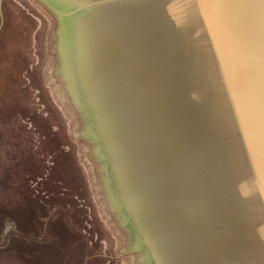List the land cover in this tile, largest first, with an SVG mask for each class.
I'll return each mask as SVG.
<instances>
[{"label":"water","instance_id":"95a60500","mask_svg":"<svg viewBox=\"0 0 264 264\" xmlns=\"http://www.w3.org/2000/svg\"><path fill=\"white\" fill-rule=\"evenodd\" d=\"M37 1L126 253L264 264V0Z\"/></svg>","mask_w":264,"mask_h":264},{"label":"rangeland","instance_id":"374dc122","mask_svg":"<svg viewBox=\"0 0 264 264\" xmlns=\"http://www.w3.org/2000/svg\"><path fill=\"white\" fill-rule=\"evenodd\" d=\"M56 24L37 0H0V210L7 213L0 222V264H22L21 254L40 248L21 244L35 238V216L44 221L45 240H59L66 264H75L78 255L71 244L80 235L75 226H69L76 222L84 226L85 215L92 231L83 237L90 242L88 254L104 259L95 258L89 264H138L134 255L126 253L128 245L60 90L54 48ZM64 128L75 146L89 196V200L82 197L85 214L74 212L68 226L66 211L49 220L50 214L40 211L43 199L26 200L32 189L49 199L65 189L53 202L69 206L72 183L63 173L67 152ZM26 172L40 176L38 181L32 184L30 178L27 184L28 179L25 182L23 178ZM17 213L22 214L20 222L25 226L12 221ZM47 256L53 264H65L56 253L48 252Z\"/></svg>","mask_w":264,"mask_h":264},{"label":"trees","instance_id":"16d2710c","mask_svg":"<svg viewBox=\"0 0 264 264\" xmlns=\"http://www.w3.org/2000/svg\"><path fill=\"white\" fill-rule=\"evenodd\" d=\"M65 130V128H64ZM66 138H67V152L65 154V164H61L63 166V173L68 175V180L71 181L72 185L70 188V193H68V199H69V206L65 205V204H56L54 203V199L58 198V197H62L64 195V193L67 191L65 189L62 190V193L56 195H51L52 199L48 196H40L39 192L37 190L33 191H29V195L28 197H26V200H32L34 202H37L36 200H38L39 198L43 199L44 203L41 204L40 207V211L41 212H45V213H49L50 216L48 217V219H52L54 215H56L57 213H61L63 214L65 211V217L67 220V226L69 224V222L72 221L71 216L73 214H75L74 212H83L82 211V202L84 198H88L89 200V196L87 194V188H86V183H85V179L84 176L77 164L76 161V150H75V146L72 143L71 139L69 138L66 130ZM49 136V135H48ZM61 167V166H60ZM59 164L56 167L57 169H60ZM34 172V171H33ZM26 175L23 176L25 182L27 180V184L28 182L31 181L30 178H32V184L33 182H37L40 176H34L32 177V175H28L27 172L25 173ZM42 184V183H41ZM79 191H76L78 190ZM79 197H81V199L79 200ZM47 199V200H46ZM54 206V207H52ZM84 213V212H83ZM6 211H1L0 210V222L6 217ZM85 214V213H84ZM20 213H17V215H12V221L17 222L20 225H24L21 224L20 222V218H21ZM57 216V215H56ZM47 219V220H48ZM84 222L85 225L80 227L78 222L73 223V225H70L69 228H73L75 226V228L79 231V235L77 237V243L75 241H73V243L71 244L72 248L74 249L75 252H77V255H75L74 259H75V264H89L93 259L95 258H99L100 260L102 259L101 257H97L94 254H88L89 252V244L90 242L87 240H83V237H88V235L91 234V229L90 228V224L87 221V217L86 215L84 216ZM78 220V218H77ZM34 222L37 225L36 229H35V238L32 236V241L31 242H26V241H22L21 244L23 245H28L29 247H40L37 250H34L33 248L31 250H27L26 253L27 255H25V253H23V255L21 254L20 256L22 257V264H53L55 262H50V259L47 257H45V255L49 252V253H56L57 257L59 260L63 261L66 264V261L64 260V258L61 256L62 252H61V242L57 239H54L50 242L45 240V229L43 230V225H44V221L42 219L37 218V216H35L34 218ZM33 225V222H32ZM25 226V225H24ZM91 231V232H90ZM104 239L107 237L106 232L105 235L103 236ZM76 246L78 248H76ZM91 248V246H90ZM23 252H25V249H23ZM81 254V255H80ZM100 255V254H99ZM104 260V259H102Z\"/></svg>","mask_w":264,"mask_h":264}]
</instances>
